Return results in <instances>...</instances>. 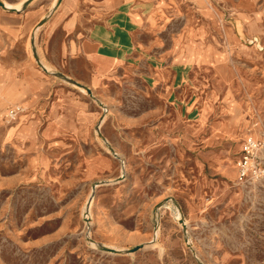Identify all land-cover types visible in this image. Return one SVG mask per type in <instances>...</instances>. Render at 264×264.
Masks as SVG:
<instances>
[{
    "label": "rangeland",
    "instance_id": "1",
    "mask_svg": "<svg viewBox=\"0 0 264 264\" xmlns=\"http://www.w3.org/2000/svg\"><path fill=\"white\" fill-rule=\"evenodd\" d=\"M2 1L0 264H264V0Z\"/></svg>",
    "mask_w": 264,
    "mask_h": 264
},
{
    "label": "built area",
    "instance_id": "2",
    "mask_svg": "<svg viewBox=\"0 0 264 264\" xmlns=\"http://www.w3.org/2000/svg\"><path fill=\"white\" fill-rule=\"evenodd\" d=\"M24 111L21 105H15L8 111L9 118H16ZM262 144L254 139L248 137L242 144L241 155L238 162V177L240 180H248L249 178H259L263 175L264 170L260 167V163L257 162L258 152L261 149Z\"/></svg>",
    "mask_w": 264,
    "mask_h": 264
},
{
    "label": "water",
    "instance_id": "3",
    "mask_svg": "<svg viewBox=\"0 0 264 264\" xmlns=\"http://www.w3.org/2000/svg\"><path fill=\"white\" fill-rule=\"evenodd\" d=\"M31 1H33V0H27V1L25 2V4H28V3H30ZM61 1H62V0H58L56 6H58V5L61 3ZM0 7H1L2 9L6 10V11H13V12H16L15 10L7 9L6 6H5V4H4V2H3L2 0H0ZM42 24H43V22H40L38 26H41ZM74 84L77 85V86H81V87H82V85L79 84V83H77V82H74ZM86 90H87L88 92H90L89 89L86 88ZM187 242H188V241H187ZM188 245H189V244H188ZM101 249H102L103 251H105V252L113 253V254H116V253L119 252V251H117L116 249L109 248V247H104V246H102Z\"/></svg>",
    "mask_w": 264,
    "mask_h": 264
},
{
    "label": "crops",
    "instance_id": "4",
    "mask_svg": "<svg viewBox=\"0 0 264 264\" xmlns=\"http://www.w3.org/2000/svg\"><path fill=\"white\" fill-rule=\"evenodd\" d=\"M3 2H4V1H3ZM61 2H62V1H61ZM51 22H52V19L49 20L47 23H45V25H43V27H44V26L46 27V25L51 24ZM84 50H85L88 54L93 55V56H95V57L100 55V54L97 53V49H96L93 45H91L90 43H86V44L84 45Z\"/></svg>",
    "mask_w": 264,
    "mask_h": 264
},
{
    "label": "bare ground",
    "instance_id": "5",
    "mask_svg": "<svg viewBox=\"0 0 264 264\" xmlns=\"http://www.w3.org/2000/svg\"><path fill=\"white\" fill-rule=\"evenodd\" d=\"M5 6L7 9H10V10H15L16 12H19L21 10V5H17V6H14V5H11V4H8V3H5ZM2 9V8H1ZM4 10V9H3ZM84 91H86V89L84 88L83 89Z\"/></svg>",
    "mask_w": 264,
    "mask_h": 264
}]
</instances>
